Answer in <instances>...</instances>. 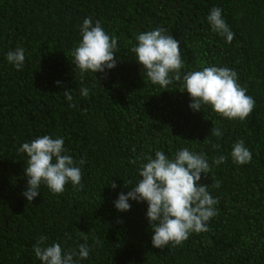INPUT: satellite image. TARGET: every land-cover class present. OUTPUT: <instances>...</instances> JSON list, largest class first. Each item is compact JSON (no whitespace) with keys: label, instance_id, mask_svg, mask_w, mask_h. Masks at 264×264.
I'll return each mask as SVG.
<instances>
[{"label":"trees","instance_id":"16d2710c","mask_svg":"<svg viewBox=\"0 0 264 264\" xmlns=\"http://www.w3.org/2000/svg\"><path fill=\"white\" fill-rule=\"evenodd\" d=\"M213 7L234 33L231 43L212 31ZM85 17L117 37V64L105 69L106 79L91 71L82 79L72 63ZM157 27L180 42L182 76L209 65L234 70L255 100L252 114L241 121L209 105L193 110L182 80L168 89L153 84L130 49L136 35ZM18 47L25 50L22 70L6 58ZM215 127L221 137L211 135ZM42 135L62 136L65 154L85 160L82 187L69 182L55 194L41 184L28 202V157L17 149ZM240 139L252 154L248 164L230 156ZM181 148L206 155L211 172L199 183L217 199V215L209 231L156 248L147 202L130 199L128 211L113 202L142 179L145 155L162 150L171 158ZM220 155L227 160L217 166ZM41 236L62 251L87 243L89 256L79 264H264V0H0V264H41L33 251Z\"/></svg>","mask_w":264,"mask_h":264},{"label":"clouds","instance_id":"9594fccd","mask_svg":"<svg viewBox=\"0 0 264 264\" xmlns=\"http://www.w3.org/2000/svg\"><path fill=\"white\" fill-rule=\"evenodd\" d=\"M207 20L213 32L231 43L234 33L223 19L221 8H211ZM166 32L161 27L141 32L136 35V44L130 49L136 55V62L146 70L149 80L163 89H168L173 81L182 80L180 91L189 94L191 109L201 110L202 105H209L229 120L247 119L255 108V100L240 85L237 73L228 67L209 65L201 70L187 71L182 76L184 60L180 42ZM80 33L81 39L70 53L72 63L81 72L82 79L87 71L104 73L100 78L106 79L105 69H112L117 64V37L110 36L101 22H93L91 17L83 19ZM6 58L17 70H22L25 50L21 47L10 50ZM63 95L67 101L73 100L68 89L63 91ZM80 95L88 97L89 89L81 87ZM69 106L75 105L69 103ZM210 132L215 137L223 135L219 127L211 128ZM212 146L214 149L219 148L218 144ZM17 152L25 153L28 157L24 168L27 184L22 193L28 202L40 194L41 184L55 194L63 193L69 182L75 188L82 187L79 165H83L85 160L76 161L71 155L65 154L62 136H39L22 143ZM230 156L238 165L248 164L252 160V154L242 139L232 145ZM143 160L146 162H140L137 169L142 179L127 193H119L113 202L114 207L118 211H128L131 208L130 199L146 201V217L153 231L151 243L156 248H165L169 243L175 247L181 245L193 232L209 231L208 222L217 215L214 206L218 201L208 192L207 184L199 183L201 173L211 172L206 155L181 148L171 158L162 150H156L154 158L148 154ZM226 160V156L220 155L213 158V163L218 166ZM130 163L137 164L138 161L132 160ZM131 183L129 181L125 186ZM109 184L113 189L117 187L114 181ZM213 186L218 188L220 182L216 181ZM84 239L86 241L87 236ZM46 240V236H41L33 246L34 254L41 264H79V260L89 256L87 243L79 244L77 249L62 251L59 243L46 245ZM74 257L78 259L74 260Z\"/></svg>","mask_w":264,"mask_h":264}]
</instances>
